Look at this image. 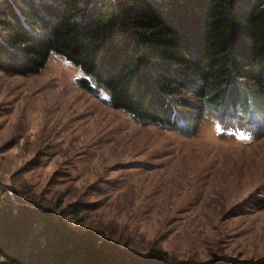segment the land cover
<instances>
[{"label": "rangeland", "instance_id": "obj_1", "mask_svg": "<svg viewBox=\"0 0 264 264\" xmlns=\"http://www.w3.org/2000/svg\"><path fill=\"white\" fill-rule=\"evenodd\" d=\"M82 77L59 53L37 73L0 70V184L16 201L140 253L264 256V100L245 118L206 109L171 129L135 121Z\"/></svg>", "mask_w": 264, "mask_h": 264}, {"label": "trees", "instance_id": "obj_2", "mask_svg": "<svg viewBox=\"0 0 264 264\" xmlns=\"http://www.w3.org/2000/svg\"><path fill=\"white\" fill-rule=\"evenodd\" d=\"M59 53L135 121L192 129L206 109L249 116L264 100V0H0V70L33 74ZM2 264H264V256L144 253L0 184Z\"/></svg>", "mask_w": 264, "mask_h": 264}, {"label": "bare ground", "instance_id": "obj_3", "mask_svg": "<svg viewBox=\"0 0 264 264\" xmlns=\"http://www.w3.org/2000/svg\"><path fill=\"white\" fill-rule=\"evenodd\" d=\"M253 141H254V140H253ZM259 146H261V145H259ZM244 148H245V147H244ZM239 150H240V149H239ZM260 150H261V149H260ZM256 151H257V150H256ZM263 151H264V150H263ZM250 152H251V151H250ZM257 152H258V151H257ZM261 152H262V151H261ZM251 153H254V152H251ZM231 155H232V154H231ZM233 156H234V155H233ZM233 156H232V157H233ZM236 156H237V155H235V157H236ZM244 156H245V155H244ZM250 156H251V155H250ZM232 157H231V158H232ZM245 157H246V156H245ZM254 157H255V156H253V158H254ZM233 158H234V157H233ZM233 158H232V159H233ZM239 158H240V156H239ZM247 158H248V156H247ZM250 158H251V157H250ZM257 159H258V160H257ZM237 160H238V159H237ZM245 160H246V159H245ZM253 160H254V159H253ZM253 160H252V161H253ZM256 160H257V162H256L255 160H254V161L256 162L257 167L259 166L260 169H263V170H264V154H261V157H259V158L256 157ZM230 161H232V160H230ZM241 161H243V160H241ZM248 161H249V160H248ZM237 163H238V162H237ZM239 163H240V162H239ZM244 163H245V162H244ZM246 163H247V162H246ZM250 163H251V162H250ZM229 164H232V162L229 163ZM251 164H253V163H251ZM247 165H248V164H247ZM229 166H230V165H229ZM232 166H233V164H232ZM237 166H238V165H237ZM249 166H251V165H249ZM255 166H256V165H255ZM230 167H231V166H230ZM243 167H244V165H243ZM252 167H253V166H252ZM215 168H216V167H215ZM237 168H238V167H237ZM249 168H250V167H249ZM253 168H254V167H253ZM189 169H190V168H189ZM195 169H196V168H195ZM195 169H194V170H195ZM239 169L241 170L242 168L240 167ZM179 170H180V169H179ZM214 170H215V169H214ZM245 170H246V168H245ZM256 170H257V168H256ZM185 171H186V170H185ZM234 171H235V170H234ZM234 171L232 172L233 174L235 173ZM236 171L238 172V170H236ZM181 172H182V171H181ZM187 172H188V170H187ZM246 172L249 173L248 170H247ZM258 172H259V171H258ZM182 173H183V172H182ZM226 173H227V172H226ZM247 173H246V174H247ZM253 173H254V172H253ZM227 174H228V173H227ZM229 174H230V173H229ZM238 174H240V172H239ZM254 174H255V173H254ZM182 175H183V174H182ZM212 175H213V174H212ZM252 175H253V174H252ZM258 175H259V176H258L259 178L262 177V176H264V174H263L262 172H260ZM176 176H177V175H176ZM183 176H184V178H185L186 175H183ZM229 176H230V175H229ZM238 176H239V175H238ZM241 176H242V175H241ZM241 176H240V177H241ZM248 176H249V175H248ZM254 176H255V175H254ZM256 176H257V175H256ZM233 177H234V176H233ZM243 177H246V176L243 175ZM243 177H242V178H243ZM249 177H250V176H249ZM182 178H183V177H182ZM238 178H239V177H238ZM238 178H236V179L238 180ZM251 178H252V177H250V179H248V180H251ZM179 179H181V178H179ZM254 179H255V178H254ZM181 180H183V179H181ZM233 180H234V179H233ZM261 180H262V179H261ZM234 181H235V180H234ZM241 181H242V180H241ZM255 181H256V180H255ZM232 182H233V181H232ZM257 182H258V181H257ZM245 183H246V182H245ZM252 183H253V182H252ZM254 183H255V182H254ZM250 184H251V183H250ZM251 185H252V184H251ZM184 186H186V185L184 184ZM245 186H246V185H245ZM244 188H245V187H244ZM262 216H263V215H262ZM259 217H260V215H259ZM258 221H259V220H258ZM260 222H261V221H260ZM256 223H257V221H256ZM181 237H182V236H181ZM192 237H194V236H192ZM177 238H178V237H177Z\"/></svg>", "mask_w": 264, "mask_h": 264}, {"label": "snow or ice", "instance_id": "obj_4", "mask_svg": "<svg viewBox=\"0 0 264 264\" xmlns=\"http://www.w3.org/2000/svg\"><path fill=\"white\" fill-rule=\"evenodd\" d=\"M244 139H249V137H244Z\"/></svg>", "mask_w": 264, "mask_h": 264}]
</instances>
